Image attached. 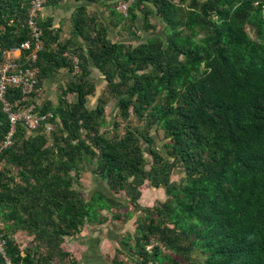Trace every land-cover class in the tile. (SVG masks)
<instances>
[{
	"label": "trees",
	"instance_id": "trees-1",
	"mask_svg": "<svg viewBox=\"0 0 264 264\" xmlns=\"http://www.w3.org/2000/svg\"><path fill=\"white\" fill-rule=\"evenodd\" d=\"M29 2L0 0V49L28 38ZM109 12L118 23L139 20L146 39L108 38L80 5L65 41L49 18L36 19L44 41L33 63L37 88L60 67L71 76L55 103L35 104L50 115L31 133L16 124L11 144L0 148L5 257L11 264H77L63 238L104 223L108 211L115 220L139 213L120 240L133 264H264V0H131L125 16ZM69 54L78 59L75 73ZM89 66L115 99L121 133L115 119L108 134L101 130L107 98L87 106ZM16 95L8 90L5 98ZM1 106L0 141L8 128ZM151 130L161 132L163 154L149 146ZM87 165L124 200L98 188L84 198L78 178ZM174 168L182 173L177 180ZM144 182L161 188L164 199L141 206ZM19 232L30 237L24 245L14 240Z\"/></svg>",
	"mask_w": 264,
	"mask_h": 264
},
{
	"label": "built area",
	"instance_id": "built-area-1",
	"mask_svg": "<svg viewBox=\"0 0 264 264\" xmlns=\"http://www.w3.org/2000/svg\"><path fill=\"white\" fill-rule=\"evenodd\" d=\"M108 1H110L111 7L123 16L126 15L127 6L131 2V0ZM45 2L46 0H30L29 2L24 19L28 38L11 48L0 49V101L1 110L5 114L8 124L7 131L0 141V148L8 147L11 144L16 124H22L26 133H31L41 121L50 115L48 112L40 114L34 110V96L37 94L38 88L36 68L33 63L36 53L44 43L36 19ZM69 60L72 71L75 73L78 68V59L75 55L69 54ZM8 90H16L17 95L9 100L6 99L5 95ZM45 125L48 126L47 123ZM4 246L5 239L0 230V257L3 258L5 264H11L5 257Z\"/></svg>",
	"mask_w": 264,
	"mask_h": 264
},
{
	"label": "crops",
	"instance_id": "crops-1",
	"mask_svg": "<svg viewBox=\"0 0 264 264\" xmlns=\"http://www.w3.org/2000/svg\"><path fill=\"white\" fill-rule=\"evenodd\" d=\"M78 5L83 6L84 12L87 16L96 18V20L105 28V32H107L106 35L108 38L115 41L125 40V35H119V31H117L119 27V23L116 22V19L113 18L112 16H108V13L110 14L109 9L111 8L110 6L111 3L108 0H99L95 2H88L86 0H78V1L58 0L57 2H49L44 4L40 8V11L38 12V18L40 20L45 17L49 18L50 27L56 29L59 32L58 40L65 41V39L69 38L70 33L61 31V29L63 30V28L61 29L59 28L60 25L59 21L63 19L65 16L68 17L70 21V16L72 15L74 8ZM114 34L117 36L116 38L113 37ZM54 44L55 43H52L51 47H54ZM75 45L81 46L83 45V43L82 41L77 40ZM89 70H90L89 80L93 84L94 82L92 77H94L95 75H96L95 80H99L103 82L100 74L92 66H89ZM68 74L69 71L67 69H65L64 67H60L53 75L43 78L41 83L39 84L40 87H38V91L36 94V96L40 97L38 99L39 102H37V105H41L43 101H47V100H50L53 103H55L57 101V96L54 95L55 92L53 91L55 90L54 87L59 85L61 81L66 80ZM43 86H45V90H44L45 92H43V96H40ZM37 98L36 97L34 98L35 99L34 102L37 100ZM88 166L90 167V165H87L86 168L87 171H89ZM96 178L102 183L103 188L107 190L108 188L105 186L104 182L101 181L98 177ZM150 188L153 189V187ZM98 189L101 190L100 187ZM157 190L160 192L162 191V195H164L162 189L161 190L157 189ZM152 193L153 191H148L147 193L148 196L143 197L142 191L140 190L138 203L142 206L141 200L143 199L144 201L143 206H149L150 203L148 202V200H149V196L152 195ZM118 200H120V198H118ZM106 224H107V220L105 223L100 225L84 224L81 230L77 234H75L74 236L63 238L61 242V247L64 249V251L68 252L72 258L75 259L77 264H108V258H110V263H111L112 255L111 254L108 255L109 254L108 246L109 245L112 246L110 240L118 244V242L121 243L120 242L121 237L120 238H118L117 236L110 237L108 231H107V235H99V231L105 230ZM117 244H115L114 249L113 248L111 249L113 250H115L116 248L119 249L120 246Z\"/></svg>",
	"mask_w": 264,
	"mask_h": 264
},
{
	"label": "rangeland",
	"instance_id": "rangeland-1",
	"mask_svg": "<svg viewBox=\"0 0 264 264\" xmlns=\"http://www.w3.org/2000/svg\"><path fill=\"white\" fill-rule=\"evenodd\" d=\"M108 16H112V15H110L108 13ZM148 21L154 26L153 32L156 34H160L161 33V25L159 24L157 19L152 17V16H149ZM59 22H60L59 28L60 29L63 28V30L61 29V31H64L66 33H70L69 30L71 29V24H70L69 18L65 16ZM139 22H140L139 20H135V22H131V23H129L128 21L124 22V23L120 22L118 30H117V31H119V35H125L126 41H129V42L135 43V44L138 41L145 40L148 33L143 32L142 30L139 29ZM247 31L250 32L251 36L254 35V32L251 31V28L248 27ZM110 33H113V32H110ZM113 37L116 38L117 36L114 34ZM70 76H71V74L69 73L68 77H70ZM95 76L92 77L93 82H94V89H93L92 94L88 95L87 106L88 107H94V105L96 103V99L100 95L107 98V103H106L105 110H104V120L106 121V124L103 128H101V130L102 129L106 130V132L108 134L110 131L111 120L115 119V120L119 121V124L116 128V131L118 133H121L122 129H123V124H122L123 121H121L117 115V112H116L117 107L115 104V99L113 97L109 96L104 91V82H101L99 80H95V78H96ZM65 81L66 80L61 81V83L59 85L54 87L55 88V90H53V91H55L54 95L58 94L59 88L64 86ZM39 87H40V85H39ZM44 90H45V86H43V89L40 93V96H43V92H45ZM65 96L67 97L68 101H73L75 98L73 95L68 94V93H66ZM35 97L37 98L38 96L35 95L34 98ZM39 98L40 97H38L37 100ZM37 100L35 101V104H37V102H39V100L38 101ZM128 120L130 121V124L135 125L137 127L139 126L137 121H135L133 119L132 115L129 116ZM149 135L152 139V143L149 146L154 148L155 150H157L161 154H163L161 149H160V144L163 142L161 132L158 130L157 131L151 130L149 132ZM140 145L142 148V155L145 157V159L147 161L151 162L150 157H149V153H148V149H147V145L144 144L142 141H140ZM12 171L14 172L15 169H12ZM181 175H182V173H181L180 168H174V171H173L170 178L177 180L179 177H181ZM78 182L80 184V186H79L80 191L82 192V195L84 198H87L90 195L92 190L97 189L99 187L101 188V190L105 194H111L112 193L109 189L105 190L102 186V183L95 177V175H93L90 171H87V169L81 171V174L79 175V178H78ZM139 189L142 191L143 197L148 196V194H147L148 191H153L154 194L152 193V195L149 196V200H148L150 205H152L154 202H159V200L164 199V195H162V191L160 192L157 190V189L161 190V188L158 187L156 189L155 188L151 189L149 187V185L147 184V182H144L142 184V186H140ZM156 192H159V193H156ZM112 194L114 196H116L117 198H120V201L124 200V194L122 192H117L115 194L114 193H112ZM141 202H142V206H143V204H144L143 199L141 200ZM125 205H127L129 207V209L131 208V206L127 202L125 203ZM102 213L107 217V219H106L107 224H106L104 231H99V235H107V231H108V234L110 237L117 236L118 238L123 237V235H125L126 233L131 234L134 231L133 221H134V218L139 214L138 212H133L132 216L126 220H115V219H111L108 211L102 212ZM29 239H30V237L25 236L24 233H20V232L14 237V240L16 242H18L20 245L26 244L29 241ZM113 242L114 241L110 240V243L112 244V246L111 245L108 246V252H109L108 255H110V254L112 255V259H111L112 262L110 263V258H108V264L109 263L113 264V263H115V261H120L121 264H133L129 254H128L127 249L123 248L121 243L118 242V244H117L114 242L115 244L119 245L121 248L118 252H116L115 250H113L114 246H115V244ZM129 243L132 244L131 241H129ZM108 244H109V242H108ZM148 247L149 246H147L146 248H148ZM111 248H113V249H111ZM190 259L192 261L198 260L199 254L196 252H193L190 255Z\"/></svg>",
	"mask_w": 264,
	"mask_h": 264
}]
</instances>
